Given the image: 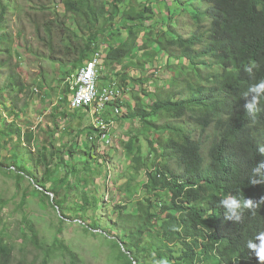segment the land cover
<instances>
[{
    "label": "trees",
    "instance_id": "obj_1",
    "mask_svg": "<svg viewBox=\"0 0 264 264\" xmlns=\"http://www.w3.org/2000/svg\"><path fill=\"white\" fill-rule=\"evenodd\" d=\"M124 1L62 0L65 12L77 19L86 35L85 42L74 46V38L82 36L67 28L62 41L72 55V66L64 77H69L71 71L93 58L99 37L104 36L116 21L121 36L118 43L111 45L106 52V67L124 63L134 52L140 31L130 25L152 19L155 13L152 2L145 4L136 15L132 11L120 12L119 6ZM204 4L207 5L205 9L192 10L197 29L191 37L170 36L162 29L169 23L166 19H162L161 28L156 29L160 50L170 56L179 52L194 68L183 74V79L168 91L155 92L156 100L151 110L136 104L135 111L148 128H154L155 134L148 140L149 153H143L137 146L132 154V178L126 188L132 187L136 179L134 172L147 169V181L143 184L146 195L140 201L139 210L128 213L124 205L119 211V219L111 224L112 228L125 231L130 255L122 250L121 255L127 264H146L141 257L146 251H156L158 257L168 260V264H260L246 243L264 231V204L254 214L245 210L242 219L233 222L225 219L219 202L230 194L254 201L264 196V183H249L251 168L264 159V155L258 152L259 146L264 145V97L255 123L243 109L246 103L243 93L251 84L264 79V0H201L199 3ZM7 9L6 4H0V55L5 57L0 61V75L7 73L4 79L0 78V90L10 98L11 106L6 111L13 121L0 122V144L2 140L6 144L12 141L9 137L16 136L17 143L10 156L15 160L23 157V160L33 154L29 148L33 131L17 126L15 117H19L18 113L29 105L30 97L20 67L12 63L13 40L6 28ZM201 18L209 20V28H205ZM51 23H45V35L51 32ZM62 26L66 30L65 25ZM249 64L256 65L251 76L244 71ZM214 67L222 69L220 75L203 73V69ZM114 77L111 75L109 81ZM125 77L120 79L125 80ZM65 89L66 93L69 92L68 83ZM64 101L67 102V96L54 109L67 116L66 112L60 111ZM76 113L79 110L69 115L71 119ZM211 128L215 130L213 139L211 136L205 138ZM92 130L91 126L85 129L87 133ZM207 139L210 143L204 153V140ZM126 145L133 151L136 140L132 138ZM44 148L36 167H31L27 161L11 166L17 171L18 178L27 176L44 189L47 197L52 193V201L64 211L63 201H67L66 196L73 186L70 176L76 174V169L56 170L52 167L54 154H46L47 148ZM89 150L105 160L96 146H88L85 150L88 157L91 156ZM149 156L155 158L150 169L146 165ZM1 165L0 162V170ZM40 166L44 173L38 179L35 168ZM163 194L169 196L168 203L160 200L159 196ZM90 226L101 229L97 223ZM13 252V247L0 235V264H10ZM44 252L41 264H50L54 256H62V264H82L64 242H54Z\"/></svg>",
    "mask_w": 264,
    "mask_h": 264
},
{
    "label": "rangeland",
    "instance_id": "obj_2",
    "mask_svg": "<svg viewBox=\"0 0 264 264\" xmlns=\"http://www.w3.org/2000/svg\"><path fill=\"white\" fill-rule=\"evenodd\" d=\"M150 1L155 4V18L143 19L130 25L138 29L140 35L138 47L125 62H132L135 66L129 68L123 63L107 68L108 74L117 76L118 79L126 75L124 83L127 88L124 91V120L118 128L121 137L117 139L114 148L106 149L104 160L103 156L94 151H88L91 153L90 157L85 154V150L91 146L85 131L91 121L89 115L84 116L79 110L75 118L66 119V114L60 117L59 113H51L50 105L59 99L58 96H63L61 92H64L67 84V77L64 75L72 66V55L62 39L67 28H70L72 33L82 36L75 37L73 45L79 42L82 44L86 41L84 29L71 13L65 12L62 0H0V4L8 6L5 18L8 20L7 31L13 40L12 63L15 67H20L30 97L29 105L18 113L19 117H15V121L17 126L33 131V142L29 145L33 154L29 158L15 160L10 156L12 147L17 143L16 136L9 137L12 141L5 144L2 140L0 144V235L14 249L10 264H41L45 257L44 249L54 242L68 245L82 264L128 263L121 255V250L127 252L125 231L114 229L111 224L119 219L122 206L125 205L128 213L139 210L140 201L146 195L143 184L147 181V169L133 171L136 179L131 188H126L127 182L132 178V154L137 146L141 147L143 153H149L151 146L148 140L153 139L155 134L154 128H148L142 122L141 116L135 111V105L140 103L144 108L150 109L156 100L155 92L168 91L183 79V74L194 68L179 52L170 56L168 52L160 50V38L156 29L161 28L159 26L163 18L169 19V23L162 27L163 30L170 33V36L190 37L197 29L192 10L207 7L205 4L199 5L201 0H125L119 6V11H132L136 15ZM201 19L205 28H209V20ZM47 22H52V29L45 35L44 27ZM119 36L121 33L116 21L103 37H99L96 46L106 51L108 47L118 43ZM4 58L0 55V61ZM212 71L220 74L222 69L214 67ZM203 73H209V69H203ZM6 74L3 72L0 78L4 79ZM132 78L137 80L132 82ZM150 78L155 84L146 88L147 79ZM10 106L9 96L0 90V122L8 121L6 110ZM70 114L72 113L69 112L68 115ZM8 118L13 119L11 116ZM214 134L215 130L211 128L207 137L213 138ZM132 138L136 140V145L130 151L124 144ZM209 143V140H204V153H207ZM44 147L47 148L46 154H54L53 168L76 169V174L70 176L73 186L66 196L67 201H63L64 211L52 201V193L47 197L42 187L27 176L18 178L17 171L11 166L13 163L19 166L27 161L31 167H36L37 159L45 151ZM153 160V156L146 159L149 169L154 165ZM117 163L120 165L116 166ZM35 173L40 179L44 173L42 166L35 168ZM50 184L48 186L51 188ZM159 198L165 203L169 202V196L163 194ZM91 223L99 224L102 230L92 229ZM141 257L146 264L160 259L156 251H146ZM62 258L54 256L50 259V264H62Z\"/></svg>",
    "mask_w": 264,
    "mask_h": 264
},
{
    "label": "clouds",
    "instance_id": "obj_3",
    "mask_svg": "<svg viewBox=\"0 0 264 264\" xmlns=\"http://www.w3.org/2000/svg\"><path fill=\"white\" fill-rule=\"evenodd\" d=\"M150 2H152V1H150ZM198 2H199V0H198ZM154 5L155 4L153 3V9H154ZM183 9H184V6H183ZM107 50L103 51L102 49H97V52L94 54L93 58L90 61L83 64L80 68L76 69L73 72V74H71L69 77H67V83L69 85V92L66 93V91H65L66 89L64 90V92L62 91L61 93H63V96H58L59 99L56 102H54V104L50 105L51 106V113H54L55 109H54V111L52 110L54 105H58L60 102L62 104L64 97L67 96V102L64 101V103L62 105V110H60V111L65 112V110H66V113L69 114V112L74 113L77 110H80V111H82L84 116L89 115L91 117V121H89V126H91L93 128V130H92V132L87 133L86 138H87L88 142L91 144V146H93V145L96 146L97 152L104 154V156L106 153V149L108 147H110V149L114 148L116 145L117 139L121 137V133L119 132L118 128H119V124H122V122L124 120L123 119V117L125 115L124 91H126L125 88H127L126 84H125L126 82L124 81V79L120 80V79H117L116 77H114L112 75V77H114V79H112V81H109V79L111 78V75L108 74L107 67L105 65V56H106ZM98 55H99V57H98L99 58L98 59V61H99L98 62V69H100V71L98 74L99 80L97 81V85H98L99 93L106 86L117 85L119 88V91H120L119 97L117 100L112 101L110 103H107L106 106L104 107V109L101 111V113L97 112L95 102L93 104L81 105L79 107L73 108L70 106V103H71V100L77 91V89H72L73 81L75 80L76 75L79 72V70L82 67L88 65V63L93 61L95 59V57ZM127 59L128 58H126V60ZM125 61H124L125 65L128 63L130 64V65H128V66H130L129 68H132L135 66V64H134V66H133V64H131L132 62H125ZM115 65H117V64H115ZM255 67H256L255 64H249L248 66H246L244 68V71L247 74H249V76H251L253 74ZM211 72L214 73L212 71V69H209V73H204V74H210ZM216 73H218V72H216ZM129 77L131 79L130 75H129ZM136 80H133V78H132V80H130V81L133 82ZM154 84L155 83H154L153 79H151V78L147 79L146 88L148 86L150 88L151 85H154ZM243 97L246 100V103L243 105V109L248 114V116L251 118L252 122L255 123L257 114L261 111V108L259 106L261 98L264 97V79H260L256 83L251 84L247 88V90L243 93ZM59 100H60V102H59ZM151 106H152V104H151ZM151 106H150V109H148V108H145V109L151 110ZM116 107L120 109V113H118V114H114ZM135 107H136V105H135ZM7 114H8V112H7ZM96 115H100L103 119H106L107 123H109L108 128H107V132H108V138L111 139L110 143L105 144V143L100 142L98 139H97V142H93V140L91 139L92 136H94L95 134L100 132V128L95 125V116ZM6 117H7V120L9 122L13 121V119L10 120V118H8L7 115H6ZM60 117H64V116H61V114H60ZM68 117H70V116L67 115L65 118L67 119ZM123 125L125 127L126 123ZM26 128H24V129H26ZM27 129H29V128H27ZM208 132L209 131L207 130V134H208ZM207 134L205 135L206 137H207ZM124 138L125 137H123V139ZM125 145H126V143L124 144V146ZM258 152L260 154L264 155V145L259 146ZM108 165H109V163H108ZM119 165L120 164L117 163L116 166H119ZM249 183L252 185L264 183V159L256 162L254 164V166L251 168V175L249 177ZM262 204H264V196H262L258 201H254L252 199H245L244 197L241 198L236 194H230V195H228V196H226L220 200L219 207H223L224 213H225V219L231 220L233 222H239L242 219V216H243V213L245 210L253 211V214H254L255 210L258 209ZM246 246L249 250L252 251V253L258 259L260 264H264V231L258 232L254 236V239L248 240L246 243ZM154 264H168V260L166 258L156 259V260H154Z\"/></svg>",
    "mask_w": 264,
    "mask_h": 264
},
{
    "label": "built area",
    "instance_id": "obj_4",
    "mask_svg": "<svg viewBox=\"0 0 264 264\" xmlns=\"http://www.w3.org/2000/svg\"><path fill=\"white\" fill-rule=\"evenodd\" d=\"M98 57L99 55L96 56L93 61L89 62L88 65L82 67L77 73L75 80L73 81L72 89L78 90V100H77V104L74 107L87 105L88 97L91 92L90 80L98 76L97 75ZM114 89H115V85L111 86L110 89L108 90L107 98H105L103 101L102 110L104 109L107 103L114 101ZM118 113L120 112L117 111V109H115L114 114H118ZM99 121L103 123V129L107 130L109 123H107L106 119H103L100 116ZM100 142L105 143V138L100 140Z\"/></svg>",
    "mask_w": 264,
    "mask_h": 264
},
{
    "label": "bare ground",
    "instance_id": "obj_5",
    "mask_svg": "<svg viewBox=\"0 0 264 264\" xmlns=\"http://www.w3.org/2000/svg\"><path fill=\"white\" fill-rule=\"evenodd\" d=\"M99 59V58H98ZM99 62V61H98ZM100 69L97 68V75L99 74ZM99 80V77L97 76L94 79L90 80V94L88 97V102L87 105L93 104L95 102V106L97 108V112L100 113L102 111V106H103V101L105 98H107L108 90L110 89L111 86H106L100 93L98 90V85L97 81ZM120 94L119 88L117 85H115L114 89V101L118 99ZM78 100V90L76 91V94L71 100L70 106L74 108V106L77 104ZM117 111L120 112L119 108H115ZM100 115L95 116V125L100 128V132L95 134L94 136L91 137L93 142H97V139L100 141L105 138V144L110 143L111 139L108 138V133L106 129H103V123L99 121Z\"/></svg>",
    "mask_w": 264,
    "mask_h": 264
}]
</instances>
